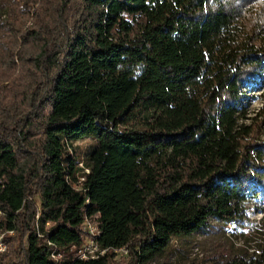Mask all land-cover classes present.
<instances>
[{
	"label": "trees",
	"instance_id": "trees-1",
	"mask_svg": "<svg viewBox=\"0 0 264 264\" xmlns=\"http://www.w3.org/2000/svg\"><path fill=\"white\" fill-rule=\"evenodd\" d=\"M261 79L264 0H0V264H181L196 234L245 226ZM86 217L95 258L68 251ZM256 245L187 264H264Z\"/></svg>",
	"mask_w": 264,
	"mask_h": 264
},
{
	"label": "rangeland",
	"instance_id": "rangeland-1",
	"mask_svg": "<svg viewBox=\"0 0 264 264\" xmlns=\"http://www.w3.org/2000/svg\"><path fill=\"white\" fill-rule=\"evenodd\" d=\"M246 94L248 95V102L245 107V118L243 120L246 123H251L254 117L258 119L262 117L258 113L264 104V79L258 81L256 85L249 87ZM261 138L264 139V131L261 134ZM92 141L91 137H83L74 141V145L76 146L75 153L79 160L78 165H81L84 150ZM35 200L38 202L37 199ZM246 215L248 221L242 228H235L232 223L227 222L224 228L221 227L215 232L196 234L191 243L188 244V247L185 248L186 252H182L179 258L182 261L181 264H187L189 259L192 258L205 259L215 255V253H228L237 246H245L249 251L256 249V241H259L264 235V198L262 196L258 194L250 199ZM126 259L125 254L117 252L113 263L117 261L124 262ZM148 264H155V262Z\"/></svg>",
	"mask_w": 264,
	"mask_h": 264
},
{
	"label": "built area",
	"instance_id": "built-area-1",
	"mask_svg": "<svg viewBox=\"0 0 264 264\" xmlns=\"http://www.w3.org/2000/svg\"><path fill=\"white\" fill-rule=\"evenodd\" d=\"M85 224L90 234L89 238L80 245L71 244L68 248V251L80 258H95L99 254H102L105 249L100 248L97 240L95 239L98 233L96 225L88 217L85 218ZM8 231L12 232V230ZM4 233L5 231L0 229V252L4 251L6 247L4 242ZM114 250L119 251L122 254H125L127 252V249L124 246L120 248H114ZM51 256L58 260L62 256V252H55V250L53 249L51 252Z\"/></svg>",
	"mask_w": 264,
	"mask_h": 264
}]
</instances>
